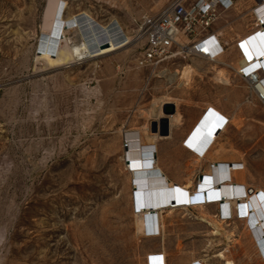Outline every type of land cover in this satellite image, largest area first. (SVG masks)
<instances>
[{
  "label": "rangeland",
  "instance_id": "374dc122",
  "mask_svg": "<svg viewBox=\"0 0 264 264\" xmlns=\"http://www.w3.org/2000/svg\"><path fill=\"white\" fill-rule=\"evenodd\" d=\"M64 1L69 13L88 10L102 25L111 17L117 19L128 39L135 41L144 19L158 15L170 0ZM43 8L44 0H0V264H147L151 254L164 255L165 264H224V259L234 264H263L234 211L231 220L216 227V207L204 209L209 222L200 221L195 209H174L160 218L158 236L138 234L134 193L125 167L127 144L121 134H88L50 157L20 148L17 129L32 114L34 96L64 95L88 80L100 82L110 92L119 74L126 76L118 91H127L143 45L135 42L94 61L52 73H33ZM236 16L232 11L226 13L218 27ZM63 17L62 13L60 20ZM237 21L241 26L239 30L236 25L237 33L250 25L247 18ZM198 66L204 75L201 79L195 76L187 87L178 86L177 76L171 79L160 70L153 71L123 130L139 132L141 143H148L151 123L166 118L149 113L152 103L159 106L163 97L172 102L188 99L204 105L203 109L228 105L242 113H222L231 120L226 136L235 137L238 151L251 150L264 135V105L252 99L250 86L234 81L222 65L199 60ZM220 68L231 75L232 89L214 79V70ZM175 114L181 116V123L171 126L168 139L155 142L157 162L169 170L171 182L184 184L183 175L176 173L177 164L192 156L178 143L201 113ZM121 117L117 118L120 122ZM251 154L253 182L263 184L264 175L258 169H264V162L254 163L262 160L264 148H254ZM204 171L203 165L192 172L193 179ZM248 190L250 195L253 190Z\"/></svg>",
  "mask_w": 264,
  "mask_h": 264
},
{
  "label": "bare ground",
  "instance_id": "6f19581e",
  "mask_svg": "<svg viewBox=\"0 0 264 264\" xmlns=\"http://www.w3.org/2000/svg\"><path fill=\"white\" fill-rule=\"evenodd\" d=\"M244 5L240 2L236 7L239 15L217 29L225 46L230 48L229 53L224 52L218 60L231 71L234 81H244L246 87L252 88V99L264 105V28L248 40L245 39L250 36V29L235 32L236 25H239V30L241 28L237 20L240 18L245 22L243 9L248 6ZM62 13L64 17L60 20ZM40 20L42 29L37 37L33 73H52L100 59L120 52L123 41L128 40L117 19L111 17L108 23L102 25L88 10L69 13L64 0H44ZM239 41H242L241 50L237 46ZM151 73L153 71L147 67L134 70L127 91H118V85L126 76L119 74L114 78L116 85L110 92H105L100 82L88 80L64 95L34 96L32 114H29L27 123L17 129L20 148L31 154L41 152L44 157H50L63 152L65 146L79 142L88 134H121L127 144L124 148L125 167L134 193L132 200L138 234L153 237L155 231L160 232L163 213L174 209H195L200 212V221L209 222L207 218L210 217L204 209L207 206L216 207V227L231 220L234 211L264 264V187L254 184L248 161L252 149L264 148V135L258 138L251 150L238 151L235 137L226 136L231 120L215 107H205L182 140V147L193 158V172L203 165L205 171L196 180L190 175L184 184L171 182L157 162L155 142L161 138L151 134L149 142L142 144L139 132L123 130L137 98L149 83ZM214 73L219 85L227 89L232 87L228 71L220 68L215 69ZM195 76L202 78L194 68H185L178 86L187 87ZM182 80L186 83H182ZM165 98H162L159 106L153 102L149 113L162 117L164 106L178 108L177 102L164 101ZM120 117L123 118L121 122L117 120ZM166 118L170 127L181 123L179 114ZM234 125L239 127L240 123ZM250 133L255 134L252 130ZM261 162H264V155L254 165L259 166ZM249 188L253 190L250 195L247 192ZM215 234L218 232L215 231ZM219 257L224 259L222 254ZM146 263L165 264L164 255L151 254ZM188 264L199 262L190 261ZM224 264L234 262L224 259Z\"/></svg>",
  "mask_w": 264,
  "mask_h": 264
},
{
  "label": "built area",
  "instance_id": "2783aa9c",
  "mask_svg": "<svg viewBox=\"0 0 264 264\" xmlns=\"http://www.w3.org/2000/svg\"><path fill=\"white\" fill-rule=\"evenodd\" d=\"M241 1L170 0L158 15L145 18L135 41L125 39L122 48H128L135 42H143L135 60L136 66L163 73L167 67H174V74L181 81V73L187 67V61L201 59L213 63L223 56L227 47L217 29L226 13L232 11L239 15L236 7ZM243 2L248 6L243 11L250 22L246 26L250 27V36L245 39L248 40L259 34L260 30L263 31L264 0ZM241 44L242 41L237 42L240 50ZM241 74L248 78L243 71ZM158 235L157 230L153 237Z\"/></svg>",
  "mask_w": 264,
  "mask_h": 264
},
{
  "label": "crops",
  "instance_id": "0c3cea01",
  "mask_svg": "<svg viewBox=\"0 0 264 264\" xmlns=\"http://www.w3.org/2000/svg\"><path fill=\"white\" fill-rule=\"evenodd\" d=\"M238 33H242V32H238ZM229 51H230V48H227L225 50V53L227 54V53H229ZM231 53H232V51L230 52V55H231ZM223 58H221V59H223ZM199 60H201V59H191V60L187 61L186 65H187V67L190 66V67L194 68L199 74H201V76H203L205 72L204 71H201V69L199 68V66H198V61ZM203 61H205V60H203ZM205 62L210 63V64H215V65H222V63L219 60H217V61H215L213 63L212 62H208V61H205ZM174 69H175L174 67H167L166 70H165L166 75H168L171 79H173V77L175 78V76H176L174 74ZM168 81H170V80H168ZM228 96H229V98H232L231 95H228ZM231 100L232 99H229V102H231ZM175 101L178 104V108L175 109V113H202L205 110V109H203L204 105H199L196 102H193V101L188 100V99L179 100L177 98ZM227 102H228V99H227ZM212 106L215 107L217 110H219L221 113H242L241 110H237L236 111L233 108H229L230 106H228V105H226L224 107V109L215 106V104L212 105ZM169 132H170V134L172 132L170 125H169ZM165 145H166V143H165ZM178 145H179V148L181 149V147H182V140L178 143ZM192 161H193V158L190 157V158H186L184 161H182L181 163H178L177 164L178 168L176 170V173H179V174L183 175V180L185 178V181H186V179L190 175H192V172H193V169L191 167L192 166ZM174 165L176 166V164H174ZM161 170L163 171V173L167 176V178L169 180L172 179V177L169 175L170 172H169L168 169H165V167L163 166V167H161ZM258 172L260 174H263L264 175V169H260L259 168L258 169ZM247 181L249 182L250 180L247 179ZM263 182H264V179H263ZM263 184H261V186L264 187ZM250 186L252 187V184H250Z\"/></svg>",
  "mask_w": 264,
  "mask_h": 264
},
{
  "label": "water",
  "instance_id": "95a60500",
  "mask_svg": "<svg viewBox=\"0 0 264 264\" xmlns=\"http://www.w3.org/2000/svg\"><path fill=\"white\" fill-rule=\"evenodd\" d=\"M163 115L172 116L175 113V109L172 105H167L162 108ZM151 133L157 134L160 138H166L169 136V120L167 118H161L158 122L151 123Z\"/></svg>",
  "mask_w": 264,
  "mask_h": 264
}]
</instances>
